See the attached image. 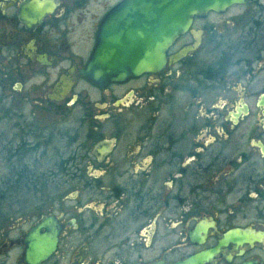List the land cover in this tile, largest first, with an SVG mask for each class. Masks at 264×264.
<instances>
[{
    "label": "flooded vegetation",
    "instance_id": "af4514ba",
    "mask_svg": "<svg viewBox=\"0 0 264 264\" xmlns=\"http://www.w3.org/2000/svg\"><path fill=\"white\" fill-rule=\"evenodd\" d=\"M121 1L0 0V206L45 159L75 182L36 218L0 207V264H29L43 217L37 264H264V0H210L159 72L100 87L81 71Z\"/></svg>",
    "mask_w": 264,
    "mask_h": 264
},
{
    "label": "water",
    "instance_id": "95a60500",
    "mask_svg": "<svg viewBox=\"0 0 264 264\" xmlns=\"http://www.w3.org/2000/svg\"><path fill=\"white\" fill-rule=\"evenodd\" d=\"M44 1L27 4L23 16L41 20L48 12ZM211 9L221 8L210 0H122L100 24L94 50L81 74L105 87L157 73L166 63L167 50L187 32L193 17ZM52 223L50 217H43L39 226L46 227V232H34L28 238L29 264L45 260L55 250L57 231L51 232L47 226Z\"/></svg>",
    "mask_w": 264,
    "mask_h": 264
},
{
    "label": "rangeland",
    "instance_id": "374dc122",
    "mask_svg": "<svg viewBox=\"0 0 264 264\" xmlns=\"http://www.w3.org/2000/svg\"><path fill=\"white\" fill-rule=\"evenodd\" d=\"M39 108V112L41 113L42 108ZM74 123V119L57 120L53 117L44 119L40 118L39 126L47 127L49 133L51 132L52 125V129H54V132H56L57 129L60 132L66 130H71L70 132H73V129L75 127ZM4 131L6 132L3 124L0 123V137L2 136V133ZM61 144H59L57 139H55L53 142L50 143V145H48V147L49 149L53 147L56 148L59 147ZM1 165L2 162L0 154V175L2 170ZM20 166L21 165H16L15 168L20 170ZM64 170V168L52 167L51 163H48L47 159H45L40 162V165L37 168L34 169L35 175L33 174V182H26L27 184L20 183L17 185L9 183V185L7 186L8 193L6 195V200L4 204L0 206L4 210L1 214H4L6 218L3 223H18L21 222V220L28 219L32 216L36 218L39 212L42 213L48 210L47 200L50 197H52L54 194L62 196L65 192L70 191L71 188L75 186V182L74 180H68ZM54 171L57 177L52 178L51 176ZM2 187L3 183L0 179V191L2 190Z\"/></svg>",
    "mask_w": 264,
    "mask_h": 264
},
{
    "label": "trees",
    "instance_id": "16d2710c",
    "mask_svg": "<svg viewBox=\"0 0 264 264\" xmlns=\"http://www.w3.org/2000/svg\"><path fill=\"white\" fill-rule=\"evenodd\" d=\"M27 184V183H26ZM17 185V184H16Z\"/></svg>",
    "mask_w": 264,
    "mask_h": 264
}]
</instances>
